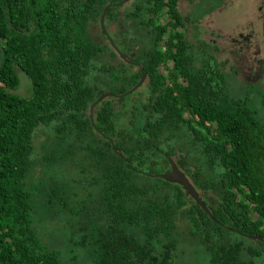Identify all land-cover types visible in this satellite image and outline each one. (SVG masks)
<instances>
[{
    "label": "trees",
    "instance_id": "16d2710c",
    "mask_svg": "<svg viewBox=\"0 0 264 264\" xmlns=\"http://www.w3.org/2000/svg\"><path fill=\"white\" fill-rule=\"evenodd\" d=\"M122 1L0 0V264H182L183 220L199 264H264V97L232 90L185 40L177 0H132L118 16ZM107 6L113 47L87 32ZM141 74L147 96L134 101ZM168 159L212 219L157 177ZM39 219L61 224L62 250L42 242Z\"/></svg>",
    "mask_w": 264,
    "mask_h": 264
},
{
    "label": "rangeland",
    "instance_id": "374dc122",
    "mask_svg": "<svg viewBox=\"0 0 264 264\" xmlns=\"http://www.w3.org/2000/svg\"><path fill=\"white\" fill-rule=\"evenodd\" d=\"M219 2L216 7L212 5ZM259 5V0H177V9L181 17L184 18L183 34L185 39L194 47L197 43L204 45L203 50L214 57L219 64L220 70L228 77L227 82L234 91L242 88L251 87V102L259 104L257 99L264 97V44L261 38V22L247 21L251 16H257L255 8ZM132 8V0H127L121 4L118 10V16L124 11ZM245 17L244 19H242ZM244 25V26H243ZM248 27L254 28L249 31ZM99 25L97 22H89L87 32L91 38H94L98 44L105 42L99 37ZM107 32H113L114 26L110 23L105 25ZM242 33L243 39L249 42L244 43L238 35ZM249 35L250 39L247 36ZM199 41V42H198ZM202 57V55L199 54ZM205 58V56H203ZM117 59L115 60V62ZM259 63L261 68L259 73L255 69H247L254 64ZM198 65V62H196ZM243 66V67H242ZM254 67V66H253ZM135 71L136 68H132ZM17 78L19 86L16 94L26 97L29 92V83L26 77L18 72ZM146 83L143 82L135 91L132 100L140 99L147 96ZM46 129L37 130L33 138L34 152L31 156L35 159V165L40 162V144L45 140ZM39 169V168H38ZM37 167L32 172L33 179L37 177ZM38 195H35L37 197ZM38 198V197H37ZM36 209V215L39 211ZM59 223L40 219L34 222L36 231L40 234L41 240L49 248L53 245L63 249V243L57 239L51 238V233L56 231ZM179 235L181 244L178 248V256L182 264H199L202 262V249L193 247V239L187 234V220H183L179 226ZM190 248H192L190 250Z\"/></svg>",
    "mask_w": 264,
    "mask_h": 264
},
{
    "label": "water",
    "instance_id": "95a60500",
    "mask_svg": "<svg viewBox=\"0 0 264 264\" xmlns=\"http://www.w3.org/2000/svg\"><path fill=\"white\" fill-rule=\"evenodd\" d=\"M119 5H120V3L116 4L115 6H119ZM107 10H108V6L105 7L103 12L101 13L99 20H98V25H99V29H100V32L103 35V37L110 44V46L113 47V44L111 43V40H110L109 36L107 35L105 27H104V18H105V14H106ZM262 36H263V40H264V19H263V24H262ZM114 51L120 58L123 57V55L121 53H119L116 49H114ZM144 78H145V76L143 74H141L139 81L136 83V85L129 92H133L134 90H136L144 82ZM111 96H112V94H110V93H103L102 95H100L97 98V100L94 103H92L89 106L88 118H89V121H90L92 126H93V109H94L95 105L97 103L101 102L102 100H104L108 97H111ZM167 161H168V165H169V171L166 173L160 174L157 177L159 179H162V180L168 182V183L176 184L179 187H181L185 197L189 198L206 216H208L210 219H212L208 209L206 208L205 204L201 201L198 193L193 188V186L190 184L188 179L183 175V173H181L177 169V167L175 166V164L173 163V161L171 159H168ZM229 231L231 233H234L238 236L244 237V238L249 239L251 241L262 242V239L259 236H247L244 234H240L234 230H229Z\"/></svg>",
    "mask_w": 264,
    "mask_h": 264
},
{
    "label": "flooded vegetation",
    "instance_id": "af4514ba",
    "mask_svg": "<svg viewBox=\"0 0 264 264\" xmlns=\"http://www.w3.org/2000/svg\"><path fill=\"white\" fill-rule=\"evenodd\" d=\"M125 1H127V0H123L122 2H120V5L117 6V7H120L121 4L124 3ZM255 11L257 12V16L256 17L255 16H251V17L247 18V21L245 22L244 25L246 26V23L249 22V21H253L254 23H256V21H260L261 22V38H262V41H263V44H264V40H263V36H262V24H263V19H264V0H259V5L255 8ZM242 19H244L243 21H245L246 18L243 17ZM248 30L251 31V30H254V28L253 27L252 28L248 27ZM183 36H184V34H183ZM245 36H247L248 39H250L249 35H245ZM238 37L242 40L243 39L242 33H239ZM243 40H245L244 43L249 42L247 39H243ZM122 58H123V60L125 62H127V64H129L130 66H133V67L136 68V64L130 61V56L126 57V58L123 56ZM258 64L259 63H257V61H254V64L251 67H249L247 70L251 71L252 69H255L256 71H258L260 73L261 72V68H260V66Z\"/></svg>",
    "mask_w": 264,
    "mask_h": 264
}]
</instances>
